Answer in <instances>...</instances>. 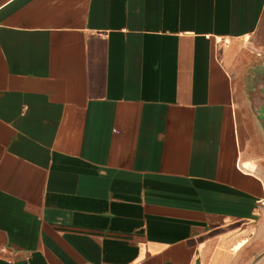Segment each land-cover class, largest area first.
<instances>
[{"label": "crops", "instance_id": "obj_1", "mask_svg": "<svg viewBox=\"0 0 264 264\" xmlns=\"http://www.w3.org/2000/svg\"><path fill=\"white\" fill-rule=\"evenodd\" d=\"M264 0H0V264H264Z\"/></svg>", "mask_w": 264, "mask_h": 264}, {"label": "water", "instance_id": "obj_2", "mask_svg": "<svg viewBox=\"0 0 264 264\" xmlns=\"http://www.w3.org/2000/svg\"><path fill=\"white\" fill-rule=\"evenodd\" d=\"M252 102L255 115L264 125V81L257 86Z\"/></svg>", "mask_w": 264, "mask_h": 264}, {"label": "built area", "instance_id": "obj_3", "mask_svg": "<svg viewBox=\"0 0 264 264\" xmlns=\"http://www.w3.org/2000/svg\"><path fill=\"white\" fill-rule=\"evenodd\" d=\"M261 204L264 205V201Z\"/></svg>", "mask_w": 264, "mask_h": 264}]
</instances>
